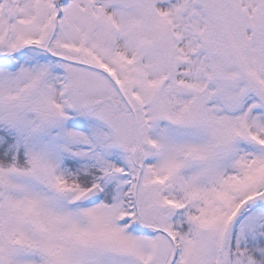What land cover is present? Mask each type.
Masks as SVG:
<instances>
[{"label":"snow or ice","instance_id":"1","mask_svg":"<svg viewBox=\"0 0 264 264\" xmlns=\"http://www.w3.org/2000/svg\"><path fill=\"white\" fill-rule=\"evenodd\" d=\"M0 264H264V0H0Z\"/></svg>","mask_w":264,"mask_h":264}]
</instances>
